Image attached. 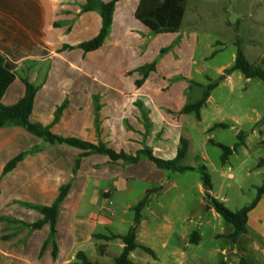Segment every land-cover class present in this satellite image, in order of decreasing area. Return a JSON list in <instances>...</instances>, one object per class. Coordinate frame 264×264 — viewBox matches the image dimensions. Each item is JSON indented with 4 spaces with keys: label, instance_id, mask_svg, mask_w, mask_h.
<instances>
[{
    "label": "crops",
    "instance_id": "crops-1",
    "mask_svg": "<svg viewBox=\"0 0 264 264\" xmlns=\"http://www.w3.org/2000/svg\"><path fill=\"white\" fill-rule=\"evenodd\" d=\"M20 1L16 15L0 9L1 38L4 32L21 36L18 46L13 41L4 44L9 50L17 47L16 57L9 58L18 64L5 105L24 97V81H28L40 88L33 119L49 126L55 135L102 143L134 157L151 148L159 159L176 158L186 116L182 110L194 97L200 98L202 86L209 81L207 77L194 80L196 35L182 30L183 23L176 33L150 34L135 18L140 0H122L117 3L105 44L84 53L80 44L92 39L102 25L97 12H82L87 0L67 5L65 12L58 2L74 0ZM65 46L72 48L63 49ZM227 68L220 69L221 75ZM211 99L212 95L208 102ZM22 154L24 158L7 171L9 163ZM143 164L151 165L144 156L136 166L113 163L105 155L51 144L18 126L0 128V264L76 262L77 255L84 252L82 244L111 236L101 230L115 222L102 211H90L86 219H80L81 211L98 204L103 179L138 180L133 178V167ZM259 164L257 167L264 168ZM145 183L152 184L147 191L158 189L152 199L165 192L161 190L167 185L165 174L160 183ZM67 185L70 191L60 209L57 233L50 223L36 229L34 225L44 219L36 208L51 207ZM201 189L207 194L203 186ZM104 195L111 197V191L107 189ZM212 197L218 199L215 194ZM233 232L234 226L217 236L225 240V246L216 250L221 257L214 264H264V196L249 214L246 233L235 243L226 238ZM200 236L198 244H192L189 237L186 249L201 248ZM105 254L106 250L104 254L99 250L100 256Z\"/></svg>",
    "mask_w": 264,
    "mask_h": 264
},
{
    "label": "rangeland",
    "instance_id": "rangeland-1",
    "mask_svg": "<svg viewBox=\"0 0 264 264\" xmlns=\"http://www.w3.org/2000/svg\"><path fill=\"white\" fill-rule=\"evenodd\" d=\"M58 3V8L65 12L67 5L79 4V1ZM182 30L196 35V63L192 66L197 82L205 81V77L209 79L207 84L219 80L220 69L234 64L238 47L251 64L264 70V0H188ZM201 70L204 74L198 72ZM211 95L212 99L201 109L200 117L188 114L181 123L183 137L189 145L181 165L206 167L211 180L210 194L222 199L231 211H237L256 198V187L264 183V168L257 167L264 158V81L247 79L235 72ZM196 99L194 97L193 101ZM217 124L227 127H217L210 132ZM240 131L246 134V145L223 165L224 151L211 141L234 147ZM164 173L167 185L162 189L167 190L155 196L144 209L137 238L138 243L150 248L154 255L139 248L131 256L132 262L214 264V259L221 257L216 250L225 246V240L217 236L230 231L233 225L211 209V202L201 189L203 183L198 171ZM151 185L120 177L103 179L98 204L83 209L79 218L86 219L90 211H102L115 222L101 231L107 235H126L134 222L130 207L144 198ZM107 189L111 191V197L104 195ZM195 232L203 235L202 246L188 250L185 244ZM103 245L106 254L100 256L99 248ZM82 248L93 261L113 264L123 251V241L95 239L82 244ZM209 255L210 259H207Z\"/></svg>",
    "mask_w": 264,
    "mask_h": 264
},
{
    "label": "trees",
    "instance_id": "trees-1",
    "mask_svg": "<svg viewBox=\"0 0 264 264\" xmlns=\"http://www.w3.org/2000/svg\"><path fill=\"white\" fill-rule=\"evenodd\" d=\"M119 1L122 0H111L109 2H104L102 0H87L82 5L83 13L97 12L100 15L102 21V25L98 33L92 39L80 44L79 48L84 53L94 52L100 49L105 44L113 25L114 13ZM187 3L188 0H140L135 11V18L150 34L159 35L176 33L181 29ZM20 8V0H0V9L5 10L10 15H16L15 10ZM16 17L19 20L21 19L18 16ZM0 28H2V21H0ZM2 36V38L0 36V128L8 126H18L25 129L32 135L41 138L51 144H67L74 148L87 150L89 151V153L105 155L109 157L110 161L113 163L122 161L124 163L136 166L140 164L141 156H144L148 160V164L151 165L143 164L141 165V167H133V172H135L136 174L135 176H133V178L140 181L160 183L163 180L165 171H198L201 175L203 187L207 191V197L211 202L212 208L215 209V211L226 222L234 226V232L231 235L226 236V238L235 243L243 233H246L249 214L257 206L260 199L264 196V183L257 187L256 198L251 203L237 211H231L225 206L222 201L210 195L209 191H212V187L210 176L207 172L206 167L194 168L184 167L181 165L189 149L188 141L184 137H181L177 157L172 160H163L155 157L151 148H145L143 151L138 152L134 157L124 152L117 153L114 149L107 147L102 143L92 144L84 142L79 138H62L52 133L49 126H44L41 123L34 121V108L40 88L35 87L28 81H24L26 85V92L24 97L14 105H5L4 98L9 87L16 80L15 70L17 69L18 64L9 58V56L16 57L15 54L17 53V47L15 49L9 50L5 48L4 44H6L8 41H13L14 44L18 46L20 44L21 36L19 32H4ZM71 48L72 47L70 46H65L63 49ZM262 63H264V60L262 61ZM235 72L241 73L247 79L258 78L264 81V70L260 66L251 64L247 60L241 48L238 47L234 64L225 70L224 74L219 80L211 81L209 84L202 86L203 91L200 98L193 102H189L183 108L182 113L186 115L196 114L198 117H200V111L207 104L208 100L211 97L212 91L215 90L223 80H226L227 77L231 76ZM217 127L227 126L224 124H217L210 130V132ZM237 137L238 142L234 147H228L221 143H215L211 141L212 144L220 147L224 151L221 158L223 165L228 162L230 156L237 152L240 147L245 145L246 134L240 131ZM23 158L24 154L19 155L18 157L13 159L7 167V171L13 169ZM263 165L264 159L261 160L259 166ZM154 167L156 168V171L152 172L154 170ZM69 191V185L63 186L61 188L60 195L51 207L36 208L41 214L44 215V219L34 225L36 229L42 228L46 223H50L53 233H57L56 228L60 215V209L67 195L69 194ZM157 191L158 189L148 190L145 197L132 208L134 212V222L126 235L113 234L111 236H101V239H104L106 241L116 239H121L123 241V251L121 255L115 259L114 264H134L131 260V255L139 248H142L147 253L154 255L153 251L150 248L141 246L138 243L137 238L138 230L143 220V211L149 205L153 195ZM200 240L201 236L198 232H195L191 237L192 244H198ZM104 248L105 245L99 248L101 254L105 253ZM71 264L102 263L92 261L84 252H80L77 255V261ZM220 264L228 263L223 261Z\"/></svg>",
    "mask_w": 264,
    "mask_h": 264
},
{
    "label": "water",
    "instance_id": "water-1",
    "mask_svg": "<svg viewBox=\"0 0 264 264\" xmlns=\"http://www.w3.org/2000/svg\"><path fill=\"white\" fill-rule=\"evenodd\" d=\"M168 187H169V186H168ZM168 187H167V188H168ZM161 191H165V189H162Z\"/></svg>",
    "mask_w": 264,
    "mask_h": 264
}]
</instances>
